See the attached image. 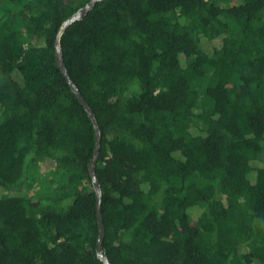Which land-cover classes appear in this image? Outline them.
Listing matches in <instances>:
<instances>
[{
	"label": "trees",
	"instance_id": "1",
	"mask_svg": "<svg viewBox=\"0 0 264 264\" xmlns=\"http://www.w3.org/2000/svg\"><path fill=\"white\" fill-rule=\"evenodd\" d=\"M90 1L0 0V264H105L56 52ZM60 42L109 264H264V0H104Z\"/></svg>",
	"mask_w": 264,
	"mask_h": 264
},
{
	"label": "water",
	"instance_id": "2",
	"mask_svg": "<svg viewBox=\"0 0 264 264\" xmlns=\"http://www.w3.org/2000/svg\"><path fill=\"white\" fill-rule=\"evenodd\" d=\"M101 1H104V0H91L84 8L79 10L76 14H74L71 18H69L62 25V27L59 31L58 37H57L56 52H57V62H58L59 68L61 69L62 73L66 76V78H67V80H68V82L72 88V91L78 97V99L80 100L82 105L85 107L90 119L92 120V122L94 124L95 130L97 133V144H96L94 159L90 165V173H91V176L93 178V188L97 194V199H98V220H99V229H100L99 242H98V254L105 264H109L107 258H105L103 256V252H102V245L101 244L103 243V240L105 237V229H104L103 220H102V213H101V201H102L101 200V188H100V184H99V181H98V179L96 177V173H95V168H96L98 155H99V151H100V145H101V133H100L99 125H98L97 120L95 118V114L93 113L92 109L89 107L87 102L84 100L79 89L72 82V80L70 79V77L67 73V69H66L65 64L63 62V53H62L61 42H60L62 36L64 35V33L66 31V29L71 24H73L76 21L81 20L83 17L87 16V14L94 8V6Z\"/></svg>",
	"mask_w": 264,
	"mask_h": 264
},
{
	"label": "rangeland",
	"instance_id": "3",
	"mask_svg": "<svg viewBox=\"0 0 264 264\" xmlns=\"http://www.w3.org/2000/svg\"><path fill=\"white\" fill-rule=\"evenodd\" d=\"M39 167L40 168L37 170L36 174H34L30 180L31 184L29 186L31 189L29 192L31 195H35L36 192L41 190V185H43L41 180L50 177L52 178L54 176V169H56V165L53 161L41 162Z\"/></svg>",
	"mask_w": 264,
	"mask_h": 264
}]
</instances>
